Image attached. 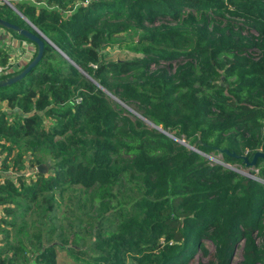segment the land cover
Masks as SVG:
<instances>
[{
	"label": "trees",
	"instance_id": "16d2710c",
	"mask_svg": "<svg viewBox=\"0 0 264 264\" xmlns=\"http://www.w3.org/2000/svg\"><path fill=\"white\" fill-rule=\"evenodd\" d=\"M7 1L60 52L43 40L37 63L0 86V102L16 110L0 111V154L23 149L37 163L40 151L51 162L26 181L22 161L10 178L0 159L9 215L0 223L11 231L39 206L51 216L44 232L22 227L15 243L4 234L0 264H54L62 245L92 264H185L195 248L206 253L204 242L213 246L206 264H230L239 245L234 264H264V160L248 178L206 159L244 166L219 149L247 161L264 153V0ZM0 18L30 30L3 0ZM134 29L135 40L117 46L141 57L106 60ZM8 60L0 44V65ZM73 187L83 193L57 224L56 194Z\"/></svg>",
	"mask_w": 264,
	"mask_h": 264
},
{
	"label": "rangeland",
	"instance_id": "374dc122",
	"mask_svg": "<svg viewBox=\"0 0 264 264\" xmlns=\"http://www.w3.org/2000/svg\"><path fill=\"white\" fill-rule=\"evenodd\" d=\"M20 1L32 3L35 6H46L44 0H20ZM0 30L3 31L4 29L2 27H0ZM4 31L11 34L7 30H4ZM137 31H138V29H134V30L128 31L127 33L119 35L116 38V41H115L113 47H109V48L104 50L105 59L106 60H130V59H134V58H140L141 57L140 55L132 52L131 50H129L125 47H118L117 46V44H122L124 42H130V41L135 40ZM12 36H14V35H12ZM20 42H21V40H20ZM0 44H4V43H2V39H0ZM21 45L26 46L27 51L31 52V54L34 51L35 46L33 45V43H28V42L22 40V42L18 46V49H21ZM4 47L6 48L7 51H11L13 49L12 47H11V49H9V47L8 46L6 47L5 45H4ZM29 56H31V55H29ZM53 61H54V59H53ZM153 67H154V65H151V68H153ZM117 101H119V100L117 99ZM119 102H120L119 105L123 108L124 112H126L129 116H133V115L138 116L137 112L132 108V106L130 104H128V103L125 104L121 101H119ZM0 111L5 112L6 115L10 116L16 110L15 109H8V107L5 105V102L1 101L0 102ZM17 152H18V149L15 148L9 154H6L5 152L0 154V159L3 157V155H5V158H6L5 165H6L7 171H4L2 174H6L10 178L14 176V173L11 169V165H12V162L14 160H18L19 162L20 161L23 162L24 166L22 168L20 167L18 169V173L22 172L24 180H26V181L29 179H33L35 173H39V174L50 173L51 162L46 157H44L40 151L34 152L35 156H37L38 161H39L37 163L31 162V160L34 158V155L32 153L25 152L22 149L21 154L19 155L18 158H16ZM31 156H32V158H31ZM206 159L208 160L209 164L217 163V164H220L227 169H230V167H234V168L238 169L239 171H242L243 173H250V175L252 177H253V175L254 176L256 175V170L253 169V166H241L237 163H234V164L222 163L219 154L210 153L206 157ZM37 165H41L42 169H44V171L41 173L38 172L36 169ZM15 167H16V165H15ZM251 171H253V175H252ZM11 173H12V175H11ZM237 173H239L242 176L248 177L246 174H241L240 172H237ZM262 184L264 185V181H262ZM74 191H78V192L80 191L83 193V191H81L79 189L75 190V187H73V188H68L67 190H65L61 194H56V202H55L54 207L52 208V212H53V218L57 224L61 223V222H65V220L63 218L68 217L67 213L72 208L69 198H70V196L74 197V194H73ZM32 207H34V205H32ZM34 209L36 210V214L34 213V211H29V213H27L25 215V217L23 215L22 217L17 218V222H19V223H16L14 229L11 231L8 229L9 226L5 225L3 222L0 223V246H2L4 244L3 236L7 232L11 236L10 241L15 243L16 240L14 238L16 237L17 240H19L20 236L22 235L20 233V230L22 229V227H24V230H26L27 233H29L31 236L34 235L33 233L37 229H39V231H41V232H44L45 229L48 228L47 226L50 223L51 216L48 215V212L43 211L41 206L34 207ZM30 212H33V213H30ZM8 217H9V215L6 213L4 214L2 212L1 206H0V218H8ZM20 221H21V223H20ZM56 232L57 231H55L54 234ZM92 233H93L92 231L88 232L84 237H86L87 235L90 236V235H92ZM12 238H13V241H12ZM24 239H26V238L24 237ZM52 239H54V237H51V240ZM83 241L77 242V245L74 246L75 250H85L83 248L84 247ZM84 242H87V240H85ZM26 246L28 249H31V247H29V246H31L30 244H28ZM203 246L206 250V253L202 252V248H195L194 251L191 253V255L188 257L185 264H206L211 259L213 246L209 242H204ZM55 250H56V257H55L54 264H92L90 262H87V260L85 258H80V260H82V261L78 260V257L74 256L73 253L69 251V249L67 248L66 245H62L61 247L55 248ZM234 250H235L234 255H233V258H232V261L230 264H234L235 262H237L239 260L240 245L235 247ZM27 264H38V263H35L31 259Z\"/></svg>",
	"mask_w": 264,
	"mask_h": 264
},
{
	"label": "water",
	"instance_id": "95a60500",
	"mask_svg": "<svg viewBox=\"0 0 264 264\" xmlns=\"http://www.w3.org/2000/svg\"><path fill=\"white\" fill-rule=\"evenodd\" d=\"M3 3H6L14 12H16V14H18L30 27V30H27L25 28H21L15 24L9 23L5 20H3L2 18H0V26L6 30H11L13 32H15L17 35L27 39L28 41L32 42L33 44H35L36 46V53L33 56V58L19 71L17 72L15 75L6 77L4 79L0 80V86H6V85H10L11 83L21 79L29 70L30 68H32L37 61L40 59L41 54H42V48H43V40L47 41L49 44L52 45L53 48H55L57 51H59V49L53 45L48 38H46L37 28H35L28 20H26L21 14L20 12H18L16 10V8L9 3L7 0H3ZM60 52V51H59ZM146 123L150 124L151 126H153L154 128H156L157 130H159L161 133L175 139L176 141H178V139L174 138L172 135H170L169 133H167L166 131H164L163 129H161L158 126L153 125L152 123H150L149 121L143 119ZM180 143H182V141H179ZM184 144L187 148H193V146H189L185 143ZM194 149V148H193ZM219 153H226L229 154L231 156H235V157H241L242 160L245 162L244 166H253L255 164V161L257 159V157L261 158L264 160V153L261 152L260 150L256 151L253 153L251 159L249 161L246 160L245 156L242 155H235L234 153H228V151L226 149H219ZM48 165V164H47ZM38 172H43L44 169H42L41 165H37L36 167ZM230 169H232L233 171L236 172H242L239 171L238 169L234 168V167H230ZM241 174H246L248 176V178H255L254 176L252 177L250 175V173H241ZM251 176V177H250Z\"/></svg>",
	"mask_w": 264,
	"mask_h": 264
},
{
	"label": "built area",
	"instance_id": "2783aa9c",
	"mask_svg": "<svg viewBox=\"0 0 264 264\" xmlns=\"http://www.w3.org/2000/svg\"><path fill=\"white\" fill-rule=\"evenodd\" d=\"M29 55L31 52L27 51L26 46H22L18 51H12L9 60L0 65V80L15 75L17 71L19 72L29 62Z\"/></svg>",
	"mask_w": 264,
	"mask_h": 264
},
{
	"label": "crops",
	"instance_id": "0c3cea01",
	"mask_svg": "<svg viewBox=\"0 0 264 264\" xmlns=\"http://www.w3.org/2000/svg\"><path fill=\"white\" fill-rule=\"evenodd\" d=\"M0 39H2V43H4L6 47L8 46L9 49H11V47L13 48L11 51H8L10 53L9 55H11L12 51H18L19 50L18 46L22 42V40L20 42V39L12 36L11 34L5 32L4 30L3 31L0 30Z\"/></svg>",
	"mask_w": 264,
	"mask_h": 264
}]
</instances>
